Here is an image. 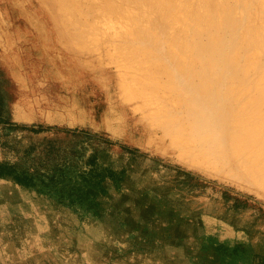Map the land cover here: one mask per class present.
<instances>
[{
  "label": "rangeland",
  "instance_id": "1",
  "mask_svg": "<svg viewBox=\"0 0 264 264\" xmlns=\"http://www.w3.org/2000/svg\"><path fill=\"white\" fill-rule=\"evenodd\" d=\"M75 1L71 17L60 18L48 0H0V91L7 96L0 108V159L21 157L40 167L103 164L121 185L107 182L100 215L81 216L0 180V264H222L214 242L239 239L264 252V42L246 63L216 57L235 50L232 35L259 25V0H222L225 10L218 0L172 3L175 18L188 14L186 32L200 50L212 35L217 52L212 75L219 77V93L208 102L198 95L197 105L216 109L211 118L233 121L234 75L244 101L262 103L255 142L263 152L256 155L199 136L173 94L163 110L147 102V68L134 59L145 47L146 60L172 63L165 40L179 35L177 21L161 27L157 14L132 0H111L121 8L116 12L104 0ZM204 3L213 15L200 27L193 14ZM228 15L234 28L227 21L218 30L217 19ZM132 46L137 52L129 64L124 56Z\"/></svg>",
  "mask_w": 264,
  "mask_h": 264
},
{
  "label": "bare ground",
  "instance_id": "2",
  "mask_svg": "<svg viewBox=\"0 0 264 264\" xmlns=\"http://www.w3.org/2000/svg\"><path fill=\"white\" fill-rule=\"evenodd\" d=\"M48 1L51 2L53 5L58 6V9L60 11V18H64L63 15L66 17H71V16H69V14H70L71 10L76 5L75 0H48ZM104 1L106 2L105 6H107V8H109V9H113L114 11L121 9L119 6H116L113 3V1H111V0H104ZM132 1L135 3H138L139 6H141V7L146 6L149 9V10H147L148 13L154 12L155 14H157L158 19H159V24L161 27H163L165 24H167L169 22L175 23L176 21L178 22V26H179L177 28L179 35L177 37L171 36L169 39L165 40V46L167 49V51H165V52H167V54L172 56V63L166 62L161 57H158L157 60H151L150 58H147V60H146L145 54H147V56H149L148 55L149 50L145 47L140 48L141 49L140 58L139 59L137 58L136 60L134 59L135 64L137 66L146 65V68H147V73H146V76H147L146 81H147V89H148V91H147V102L148 101L154 102L156 107L158 108V110L160 108H161V110H163L165 105L168 106V101L165 100V97L167 96V98L169 100V95L172 97V94H173L174 97H172L171 101L178 103V104H182V106H184L186 108V112H189V114H191V115H188V124L187 125L192 130H194L199 136H202L203 138L207 139L210 143H213V144L219 143V146H220V142L222 143V141L225 140L229 144L230 151L233 153H237V154H240V153L247 154L248 153V154H254V155L261 154L263 152V146L260 143L255 142L256 141L255 138L258 137V130L256 128H258L257 126H259L260 121H261L260 113H263V111H262L263 108L260 106V104L262 105V103L258 100V98L253 99V101H252V98H250L251 100L244 101L243 91L241 90V87H239V85L236 84L235 75L233 76L234 84L231 87H229V92H230V95L232 96L231 100L233 99L235 101V105L237 107V112L234 115L233 121H231V120L229 121L228 117L226 118V117L220 116L221 114L219 115V113H217L219 115V118H217V117H216V119L211 118V116L214 115L213 113H214V111H216V109L214 110V108L210 107V106H208V107L206 106L204 108L205 103H203L201 105H197V100L199 99L198 95L199 96L204 95L203 98H205V101L208 102V101H210L211 98H213L217 95L216 92L219 90V89L217 90V86H216V83H217L219 77L213 76V75H215V73L213 72L214 65L212 64L213 52H214V54L217 53L214 50L212 51V47L210 46V44L213 42V36L210 35L208 37L207 45L204 44V49L200 50L201 47H199L197 45V39L193 36H190V34L188 32H186L187 26H188L189 16L185 12V10H183L184 12L182 13V15H180L178 18L177 17L175 18L176 12L173 10V4H172L173 0H132ZM197 2H198V0H197ZM225 2H226V0H225ZM259 2L261 4V8L259 9V15H258V18H259L258 20L260 21L259 25L258 26H254V25L247 26V28H245V30H243L242 35L239 37H235L234 35H232L231 42H233L235 50H233L231 55L230 54L228 55V53H223V52L221 53V55H219L217 53L216 57H219V61H228L231 59L233 66H236L237 57L242 58L244 60V62L246 63L250 60V58L252 56H253V58L255 57L254 54L256 52H259L258 49L260 47H262V44L264 42V0H259ZM186 3H187V1H186ZM205 3H204V5L202 4L203 6H202V10L200 13H194L193 12L194 13L193 14L194 21L200 27L205 26V24L208 25L212 21L211 15H213V13H212L213 10H211V7L209 5L206 6ZM223 3L224 2H222V0H218L217 5H218V7H222L223 10H225L226 7L223 5ZM244 3H246V2L244 1ZM188 4L190 5V3H188ZM237 4H238V2H237ZM195 5L193 6V8L195 7ZM227 5H228V3H227ZM197 6L198 5H196V7ZM196 7H195V9H196ZM177 9H179V8H177ZM93 10H95V8H93ZM97 10H98V8H97ZM247 10H249V9H247ZM93 12H95V11H93ZM233 12H234V10H233ZM95 13H97V12H95ZM127 13H128V11H127ZM228 13H229V11H228ZM235 13H234V15H235ZM246 17H248V16H246ZM89 18H90V16H89ZM133 19H135V18H133ZM97 20H98V18H97ZM62 21L65 22L64 23V25H65L66 21H69V20L66 18ZM91 21H93V20H91ZM94 21H95V18H94ZM227 21L230 22L229 27L234 28L235 19L230 20L229 15H228V17L225 16V18H222V19L218 18L217 19V21H216L217 29L220 30V28L226 26ZM95 23H93V24H95ZM252 23H254V22H252ZM121 24H122V22L120 23V25ZM95 25H93V27ZM122 29H123V26H122ZM119 30L120 29H117V31H119ZM96 31H98V29ZM115 31H116V29H115ZM88 35H89V33H88ZM91 39L93 40L94 38L91 37ZM95 39H94V41H96ZM92 40H90V41H92ZM217 40H219L218 36H217ZM81 46L83 48L84 45H81ZM79 47H80V45H79ZM108 47H109V45H108ZM170 50H174V52H171ZM135 52H137V50H136V48H134L132 46V48H128L127 52L125 53L124 59L126 61H128L129 64L134 62V61H131L130 58L132 57L131 55H133ZM229 57H230V59H229ZM128 63H126L125 65H127ZM237 65H238V61H237ZM262 65H264V63ZM128 67H129V65H128ZM216 67H217V65H216ZM243 67H245V66H243ZM262 67L264 68V66H262ZM259 68H260V66H259ZM235 69L236 68H233V70H235ZM225 70H227V69L225 68ZM263 71H264V69H263ZM244 74H245V72H244ZM257 76H259V75H257ZM225 80H226V78H225ZM229 82H230V80H229ZM256 85H258V84H256ZM218 93H219V91H218ZM222 93H224V92H222ZM258 96L261 98L260 95H258ZM223 101H224V99H223ZM250 102L252 104L246 105ZM220 105H223V103H220ZM217 109H219V108H217ZM215 114H216V112H215ZM231 115H232V112H231ZM222 124L225 127L227 125L229 127H226V129H224L225 131H223V129H220V126H219V125L222 126ZM213 126H217L219 128H215Z\"/></svg>",
  "mask_w": 264,
  "mask_h": 264
},
{
  "label": "trees",
  "instance_id": "3",
  "mask_svg": "<svg viewBox=\"0 0 264 264\" xmlns=\"http://www.w3.org/2000/svg\"><path fill=\"white\" fill-rule=\"evenodd\" d=\"M6 94L0 91V108ZM0 116V122L5 121ZM17 124V123H14ZM44 194L81 216H98L102 198L107 193V182L120 187L121 177L109 166L99 164L79 166L40 167L18 158L0 159V180ZM214 250L222 264H264V252L248 240L215 241Z\"/></svg>",
  "mask_w": 264,
  "mask_h": 264
}]
</instances>
